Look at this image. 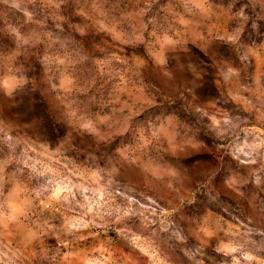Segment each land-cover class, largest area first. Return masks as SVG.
<instances>
[{"label": "clouds", "instance_id": "1", "mask_svg": "<svg viewBox=\"0 0 264 264\" xmlns=\"http://www.w3.org/2000/svg\"><path fill=\"white\" fill-rule=\"evenodd\" d=\"M0 264H264V0H0Z\"/></svg>", "mask_w": 264, "mask_h": 264}]
</instances>
